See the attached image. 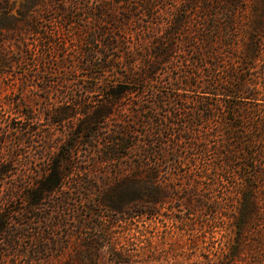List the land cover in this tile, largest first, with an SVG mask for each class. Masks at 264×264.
Segmentation results:
<instances>
[{
	"label": "rangeland",
	"instance_id": "obj_1",
	"mask_svg": "<svg viewBox=\"0 0 264 264\" xmlns=\"http://www.w3.org/2000/svg\"><path fill=\"white\" fill-rule=\"evenodd\" d=\"M99 1L41 0L29 24L18 14L27 1L6 0L12 7L7 17L20 19L17 33L0 45V55H7L5 47L17 52L0 68V169H8L0 175V264H225L234 190L253 182L254 169L250 160L235 158L238 178L221 172L218 183L215 163L223 165L218 153L231 151L229 138H240L230 144L242 155L251 152L247 141L258 133V119L246 114L250 106L235 90L243 67L213 54L219 38L209 53L187 44L200 28L195 17L204 0L185 4L192 7L190 23L169 40L171 18L188 15L181 11L184 0H130L119 8L106 0L102 6L116 14L118 29L104 26L103 36L86 16ZM234 33L225 49L232 54L240 38ZM95 35L93 55L88 43ZM112 40L119 49L108 52ZM157 49L167 52V61L137 83L134 94L109 105L105 84H115L125 70L142 73ZM91 56L93 65L105 58L104 64L88 65ZM133 56L125 67L123 60ZM105 106L111 113L102 128L73 142L77 113ZM62 111L77 115L54 123ZM246 116L251 120L241 119ZM116 140L124 144L120 158L103 161ZM70 143L63 161L57 155ZM54 159L62 162L61 185L29 210L22 188L38 182ZM138 174L149 190L157 184L161 199L154 206L128 202L125 187ZM125 183L119 211L98 205L104 195L115 199Z\"/></svg>",
	"mask_w": 264,
	"mask_h": 264
},
{
	"label": "trees",
	"instance_id": "obj_2",
	"mask_svg": "<svg viewBox=\"0 0 264 264\" xmlns=\"http://www.w3.org/2000/svg\"><path fill=\"white\" fill-rule=\"evenodd\" d=\"M26 1V3L22 4L18 14L21 18L25 19V17H27L26 23L32 24V18H34L35 15L34 11L40 5L41 0ZM107 1L117 8L130 3V0ZM105 2L106 0H100L94 4V8L88 7L86 11L87 20H90L87 23L94 25L93 31L97 32L99 36L104 35V26H111L114 29H118V25H116L118 23L116 14H114V12L111 13L109 7L106 8L102 6ZM198 3H201L200 0H184V6H182L181 11L188 15L182 18L181 14H176L171 18L170 26L174 28V32L167 34V40L173 35L181 36L182 32L184 34V26L190 23L189 10H192V7L188 8L185 4L192 6ZM11 8L12 7L8 5L6 0H0V45L3 43L2 40L6 41L11 38V35L17 33L19 29L17 24L20 16L18 15V19L7 17V13L11 11ZM218 10H221V13H219ZM196 11H198V15L195 17V22L200 28L196 29V34H191V40H188L187 44L191 46L192 43H195L196 46H201L203 53H209L212 50L211 46L213 40L219 38L220 42L218 46H215L216 48H213L212 52L217 58H221L225 61L229 60L231 67H233V62L230 61L231 58H235L238 64L243 67L242 74L244 78L237 79L238 85L235 86V90L242 93V99L246 101L244 103L250 106L245 109L246 114L253 111V116H255V119H258L256 128L251 127L257 130L258 133L252 136L251 140L247 141V145L252 149H250L251 152H242L241 155V152L236 150L235 145L230 144L234 141L238 142L240 138L231 137L229 138V145L232 148L231 151L225 152L224 156L222 153L221 157L223 156V159L218 153V159H220V162H223V165L215 163L214 170L217 172L218 183L223 182L221 172L228 174L231 179L236 180L238 178V176L232 174L235 158H243L247 161L250 160L252 163V166H250L254 169L252 176L253 182L248 183L243 181L242 184L238 187L236 186L234 190L235 202L234 204L232 203V214L228 217L230 220L231 234L225 246V264H264V110L260 109L261 107L264 108V0H216V2L215 0H204V5ZM212 11H215V13H211ZM128 12L131 11L128 10ZM220 14L224 15L226 20H219L218 15ZM28 18L30 20H28ZM128 20L129 18L125 17L121 25L124 26ZM188 27L187 25V28ZM206 30L208 32H206ZM233 31L235 35L239 34L240 38L232 54L225 51V49L230 45L229 41L233 37ZM109 32L114 33L111 28ZM188 36H190V34ZM196 36L197 39L194 41ZM97 39V35H95L92 41L88 43L92 46L90 52L93 55L97 53L93 49V47L99 43ZM115 41L112 40L105 46L108 52L113 50L117 51L119 49L115 45ZM5 53L7 55H0V68L5 67L6 63L12 64L14 60L13 58L10 59L8 55L10 56L11 53L15 55L17 52L13 48L8 49L5 47ZM106 54L108 53L106 52ZM167 58V52L157 49L154 56L144 63L141 71L142 73L139 75L130 74L125 70L117 76V82L115 84H112V82L105 84L104 89L106 90V98L109 100V105L126 96L128 97L134 94L137 91L134 86L137 83L149 79L151 75H154L158 66L165 63ZM9 59L10 61L6 62ZM134 59H137V57L133 56L131 59L127 57V60H123L124 66H129L131 63L130 60L134 61ZM104 60L105 58L100 60L101 63L93 65L96 61L93 60L91 56L88 65L101 67L105 62ZM232 77L233 75L230 79H232ZM222 81L221 77L220 82ZM110 113L111 111L107 106L90 112L84 111L77 113L81 116V120L73 128L75 134V140H73V142L87 133L98 131L97 128H102L101 123L109 118ZM77 114H70L68 111L59 112L57 114L58 118L54 119V123H61L65 120L69 121ZM241 119L243 121L248 119L249 121L251 120L248 116L242 117ZM248 126L249 124H246L243 129H247ZM26 130L28 132L30 128ZM247 131L250 130L248 129ZM110 145L113 149L108 148L104 154L103 161H112L120 158L121 154L119 153V148L124 145L123 141H111L107 146L110 147ZM73 147L74 144H68L67 148L63 149L57 155L58 158L61 157L64 159V155L69 154ZM63 161H65V159ZM60 163L62 162L58 161V159L52 160L47 165L46 173L38 182L31 184L28 188H22V199L29 210H33L46 195L53 194L60 187L64 177ZM6 174H8L7 168L0 169V175L5 176ZM142 175L143 174L135 175L130 184L126 185L125 183L123 185H118L114 193L116 198L113 199L112 197L104 195L98 202V205L109 211H119L121 209L120 197L124 189L122 186L126 185L125 190H128V194L130 193L128 202L133 205V208L138 206L142 208L147 206L145 204H152V206H154L161 199L160 191L157 188V184H152L153 188L149 190V184L144 180L145 177H141ZM156 177L157 176L154 174L150 180H154L155 182ZM220 177L222 179H220ZM3 229L4 218L0 216V233H2Z\"/></svg>",
	"mask_w": 264,
	"mask_h": 264
}]
</instances>
